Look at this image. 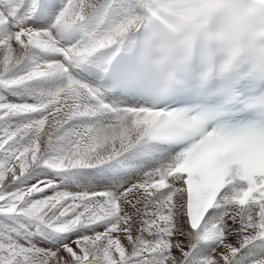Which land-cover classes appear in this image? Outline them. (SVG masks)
<instances>
[{"label":"snow or ice","instance_id":"obj_1","mask_svg":"<svg viewBox=\"0 0 264 264\" xmlns=\"http://www.w3.org/2000/svg\"><path fill=\"white\" fill-rule=\"evenodd\" d=\"M0 264H264V0H0Z\"/></svg>","mask_w":264,"mask_h":264}]
</instances>
